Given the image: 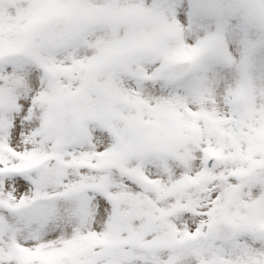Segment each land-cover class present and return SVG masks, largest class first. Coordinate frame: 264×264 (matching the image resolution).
<instances>
[{
	"label": "snow or ice",
	"instance_id": "obj_1",
	"mask_svg": "<svg viewBox=\"0 0 264 264\" xmlns=\"http://www.w3.org/2000/svg\"><path fill=\"white\" fill-rule=\"evenodd\" d=\"M237 15L264 0H0V264H264V59L215 69Z\"/></svg>",
	"mask_w": 264,
	"mask_h": 264
},
{
	"label": "bare ground",
	"instance_id": "obj_2",
	"mask_svg": "<svg viewBox=\"0 0 264 264\" xmlns=\"http://www.w3.org/2000/svg\"><path fill=\"white\" fill-rule=\"evenodd\" d=\"M246 25L244 24L243 27H241V29L243 31H248L249 35H253L256 32L255 29L257 27L248 25V24ZM199 32L200 30L196 28L195 31L191 33V35L195 37V35H197ZM229 32H230V36H229V41H228V48L231 49L230 54L235 57L236 67H233L232 64H227V62L216 64L215 65L216 75L219 77L220 80L235 78V76L237 75V67L247 59V55L249 57L248 50L247 49H246L247 51L245 50V42L243 43L244 49H240L238 47L239 46L238 44L240 43L239 41H241L242 39V37L237 34L238 29L236 28L235 30V28L231 24L229 27ZM261 44L262 46H264V39L262 40ZM262 50H264V48L259 46V50L257 49L253 51V54H251L252 55L251 58L264 59V56H261V53H264ZM193 130H196V129L193 127ZM255 140H256V144L254 145V147L259 148V149H264V144H263L264 143V133L257 130L256 135H255Z\"/></svg>",
	"mask_w": 264,
	"mask_h": 264
},
{
	"label": "rangeland",
	"instance_id": "obj_3",
	"mask_svg": "<svg viewBox=\"0 0 264 264\" xmlns=\"http://www.w3.org/2000/svg\"><path fill=\"white\" fill-rule=\"evenodd\" d=\"M228 2H235V0H228ZM232 20H233V22L231 23L232 26L235 28V30H236V28L238 29L237 34L242 37L241 41H239L240 43L238 44L239 45L238 47L240 49H244L243 43L245 42V50L247 49L249 52V56L252 57L251 54H253V51H255L257 49L259 50V46L264 48V46H262V44H261L262 40L264 39V29L256 28L255 29L256 32L253 35H249L248 31H243L241 29V27H243L244 24L246 25V23L243 21V19L240 16L237 15V16L233 17ZM197 28L200 30V32L197 35H195V37H193V38L194 39L195 38H203L209 32L216 31L217 21H215L214 19H211V18H205L200 22V24ZM262 51L264 52V50H262ZM247 58H249L248 55H247ZM227 64H231V63L227 62ZM262 130L264 132V128H262ZM238 154H241V153H239V148H238ZM42 259L44 261V264H56V257H54V256L43 255Z\"/></svg>",
	"mask_w": 264,
	"mask_h": 264
}]
</instances>
